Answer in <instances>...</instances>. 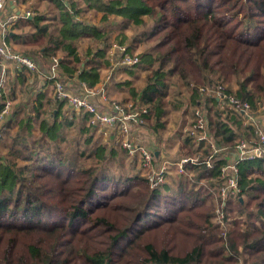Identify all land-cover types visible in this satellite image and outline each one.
I'll return each instance as SVG.
<instances>
[{
  "label": "trees",
  "instance_id": "16d2710c",
  "mask_svg": "<svg viewBox=\"0 0 264 264\" xmlns=\"http://www.w3.org/2000/svg\"><path fill=\"white\" fill-rule=\"evenodd\" d=\"M13 1L33 11L32 18L17 20L23 19L20 22L34 33L26 36L27 42L11 35L20 27L15 21L7 28L8 43L39 45L47 58L61 50L67 58L59 61V75L91 89L110 66L114 41L133 53L124 30L112 38L114 20L137 26L150 20L152 27L144 33L154 45L138 55L136 65L127 67L128 74L140 65L147 69L145 86L137 90L132 80L119 83L129 86L130 96L118 102L146 106V127L162 134L168 122L169 78L177 77L192 88L188 105L194 108L193 116L196 108L205 106L207 129L217 145L232 151L242 139L255 137V128L244 123L242 114L219 108L214 91L218 84L235 80L237 88L225 86L227 93L249 101L254 110L264 105V0ZM89 12L99 21H90ZM85 39L90 41L83 52ZM16 69L20 85L26 87L33 73ZM205 87L207 92L201 90ZM14 97L7 87L0 94V110ZM51 104L56 107L50 120L43 114ZM63 104L45 91L31 94L12 110L7 131L0 135V141L8 136L12 123L29 135L37 125L40 133V138L21 142L14 137L21 150L12 145L10 152L24 164L0 157V264H264V156L239 162L241 193L229 200L226 211L234 219L226 217L230 226L221 236L219 225L211 222L213 214L205 210L209 188V194L195 192L188 174L174 175L181 179L179 196L164 195L160 189H170L167 182L152 188L141 174L112 176L103 165L118 151L95 137L88 113L79 124L80 132L88 133V153L78 148L65 156L59 145L62 129L74 123L63 117ZM183 144L185 153L204 154L189 166L195 174L191 184L205 179L220 187L225 154H217L211 168L204 160L211 153L209 146L197 145L189 135ZM87 159L91 164L86 165ZM129 198L133 204L115 209L116 201ZM167 224L189 238L182 252L152 238Z\"/></svg>",
  "mask_w": 264,
  "mask_h": 264
},
{
  "label": "built area",
  "instance_id": "2783aa9c",
  "mask_svg": "<svg viewBox=\"0 0 264 264\" xmlns=\"http://www.w3.org/2000/svg\"><path fill=\"white\" fill-rule=\"evenodd\" d=\"M9 0H0V60L2 62H13L16 68L25 67L32 72H40V64L33 57L15 51L8 43L7 28L17 19L19 15L11 14L4 16L6 5ZM115 49L121 52V63L126 66L136 65L140 57L126 52V47L114 44ZM48 78L54 82L55 97L60 101H65L70 119L75 114L88 113L89 124L96 128L105 143L122 142V147L128 155L133 158L139 156L138 164L143 170L144 176L149 181L152 188L162 186L168 177L171 165L178 167L181 174L186 173L184 163L192 161L190 158L180 159L171 162L167 159L159 161L155 151L147 145L140 143L138 136L145 131V115L148 114L146 106H133L132 102L122 104L117 100H111L99 89L87 88L84 83L81 92H72V80L62 78L59 75V59L53 57ZM8 76L6 69H3L0 76V94L7 89ZM203 92L208 89L202 88ZM218 100L219 108L224 112H238L243 115L244 123L255 128V140L242 139L232 151L227 147H221L212 140L206 124L205 113L201 108L194 112L195 119L191 126L185 130V134L192 137L197 145L204 143L209 146L211 153L205 156V163L208 167H213L219 157L217 154H226L227 163L222 167L221 177L223 183L218 189L219 199L238 198L241 193L239 185V162L246 159H255L264 156V129L257 123L255 111L249 101L243 100L235 94L227 93L225 86L218 84L214 91ZM13 101L6 99L4 106L0 110V135L6 130L7 120L12 112ZM194 163V162H193ZM220 225V224H218ZM221 225L225 224L221 220Z\"/></svg>",
  "mask_w": 264,
  "mask_h": 264
},
{
  "label": "rangeland",
  "instance_id": "374dc122",
  "mask_svg": "<svg viewBox=\"0 0 264 264\" xmlns=\"http://www.w3.org/2000/svg\"><path fill=\"white\" fill-rule=\"evenodd\" d=\"M98 16V15H97ZM88 19L93 22H98L99 18L95 17L92 15V12L88 13ZM113 18V17H111ZM152 22L150 20L147 21L146 26H137L134 24H129V25H124L123 23H121L120 25L117 23L116 20H114L113 25H114V31L112 32V38L114 39L117 34L119 33L120 30H124L126 32V34L128 35L127 37V43L126 45L132 47V51H133V55H139L140 53L152 48V46L154 45V43L152 42H148L146 41V34L144 33L146 28H148L147 30H150L152 27ZM90 40L85 39L82 43L83 46L81 47L82 50L84 47H86L88 45ZM114 42H119V41H114ZM18 50L19 52L26 54V55H32L30 50H33V47L29 46H18ZM111 52L115 51L114 47H111L110 50ZM29 53V54H28ZM29 55V56H30ZM36 61L41 65V69L43 74L42 75H30L31 80H29L27 82V86H18L17 89L14 91L15 96L18 98V100H16V102H13V106H12V110L14 111L18 105H20L21 103L25 102L26 100H28L29 96H31V94L36 93V89L39 87H43L45 86L44 84V80H45V74H49V63L43 61L41 59H39L38 57ZM34 59V58H33ZM16 70V68L14 69ZM134 74H127V73H121L120 76L117 75L118 78V82H123L124 80H132V85L134 86L135 89L140 90L145 86V76L148 74L147 69L144 68V66L140 65L138 68H135L134 70ZM105 74H103L104 76V81L106 83L107 80H109V77L112 78V75L114 73H112L111 70H107L106 72H104ZM215 80L217 78V75H213ZM44 79V80H41ZM218 80V79H217ZM170 81V96L168 97L169 100V105L167 107V120H168V124L166 125V127L163 129L162 128V134L161 133H153L151 134L150 132H144V134H140L138 136V140L140 141V143L147 145L149 148L153 149L152 147V141H155L156 143H161L158 140V136L163 137L162 139H164V142H166L167 144V150L162 148L161 146H159L160 151H163L164 153L161 154H157L158 155V159L159 161H164L165 159L171 161V162H177L180 159H184V158H190L192 159V161L186 162L184 163L185 167H186V173L190 176V181L191 183L194 182L195 179V174L194 171L192 169H190V165L193 164V162H197L199 161V156L200 154L204 155L203 153L199 152L195 155L192 154H188V153H183V154H178L182 149H178L179 144L177 145L176 143H174L172 140L173 138L180 133L181 131H183V128L185 127V121L187 116L190 117L191 122H193L192 120L194 119L193 117V111L194 108H190L188 105V102L190 101L189 98H191V91L192 88L190 87H186L184 84V82L178 80L177 77H171L169 78ZM225 86L227 87H232L233 89L237 88V84L235 80H232L230 82H224ZM118 84L116 83V85L113 86V91L112 94H114L115 100L117 99H121L124 98L125 96H123V91H126V93H124L125 95H127L128 97L129 95V86L125 85L124 89H121L123 87H119L117 86ZM23 88L27 91L32 90V92L29 91V93H25ZM102 88V87H100ZM120 88V89H119ZM47 89H49L51 92L50 96H54L55 97V92H54V88L47 87ZM53 89V90H52ZM72 92H81L82 91V85L75 82L72 84ZM122 91V94L120 95ZM114 92V93H113ZM13 93V91H12ZM50 94V93H49ZM263 100V104H264V99ZM174 105H177L179 107H175ZM47 106V105H46ZM53 104L47 106V111H45V113L43 114V116L45 115V117L47 119L51 120V115H50V111L51 108H55L56 106L52 107ZM200 108V107H198ZM259 108V107H258ZM197 109V108H196ZM195 109V110H196ZM264 118V117H262ZM75 120V119H74ZM75 121H78L79 123L83 122V119H76ZM76 123V122H75ZM192 124V123H191ZM190 124V126H191ZM12 127V129H10V131L8 132V136H6L5 138H3L2 141H0V157H3L4 159L6 158L7 160H11L12 162L18 163L19 165L24 164L22 161L18 160L13 154H12V150L10 152V148L13 145V148H17L18 150H21V146L19 144H15L14 142V137H17L19 139V142L23 141V140H27V139H33V138H40V133H38L37 129V125H35L33 131V135H29L28 133H24L23 131H21V126H17L15 125V123H12L10 125ZM190 126H188L186 129H188ZM79 124L76 123L75 125H71L69 127H65V129L63 128L62 132L64 134V139L61 140L59 142V145L61 146V150L63 151V153L65 154V156H69L73 155V150L76 149H80V151L84 150L88 153L89 148H90V144H86L84 142V139L86 136H88V133H84V132H80V128H79ZM146 128V126H145ZM93 131L95 132L94 135L95 137H97L102 143H104L106 146H108V148H112L116 149L118 151V154L115 155V157H111L109 160H107L105 162L106 168L108 169V171L110 172V174L116 178H120L121 176H133L135 174H141L144 176L143 170L140 172L139 171V167L141 168V166H139L138 161H139V156L133 157L131 158L127 151L122 147V142L119 141V143H105V138H101L98 134H97V130L96 128L92 127ZM264 129V126H263ZM147 130V129H145ZM7 131L4 130L2 132V134H4ZM23 134V137H21ZM253 140H255V137H253ZM157 146V145H156ZM158 146H157V150ZM188 150H186L187 152ZM185 152V151H183ZM205 158V157H204ZM202 159V158H201ZM91 159H87L85 161L86 165L91 164ZM80 164H82V161H78ZM174 166V165H171ZM170 166L169 172H168V178H167V185L169 186L170 189H166L165 187H162L160 190L164 195H173V196H179L180 192L182 189L177 188L176 186L181 182V179L178 178L177 176L175 177L174 175L179 173L181 174V171L178 167L175 166V169H173ZM102 167V166H101ZM175 172V173H174ZM173 173V175H172ZM189 184V182L185 183V184H189L190 188H194L195 192L197 191H204V193L209 194L208 191L210 192V196L208 197L207 195V199L205 204V210L207 208L208 213L209 214H213L212 218H211V222L215 225H219L220 228V234L225 235L226 234V230L229 229V224L227 223L228 219L226 217H228L227 214V207L229 206V201L226 198L225 200L219 199L220 193H218V189L219 187H215L212 185V180H205V179H200L199 181H197L196 186H194L193 184ZM209 188V190H208ZM208 190V191H206ZM212 192V193H211ZM202 193H200L201 195ZM116 203L118 205H115V209L119 208V206L124 204H133V202L129 199H122V200H118L116 201ZM135 205H130V207H133ZM225 207V208H224ZM211 209V210H210ZM157 211V210H155ZM230 214V213H229ZM230 220H233L234 217H231L229 215ZM221 220L223 221V223L225 224L224 226L221 225ZM232 223V222H231ZM184 228V227H183ZM188 231H193V229H188L185 228ZM158 231H156L155 233H153L152 238H154L155 241L159 240L161 243H169V247L175 248V252H182V249L186 248L190 241L188 240L189 238L186 237V235H184L183 233H180L176 228L172 227L171 225L167 224L165 226H162L161 228L157 229Z\"/></svg>",
  "mask_w": 264,
  "mask_h": 264
},
{
  "label": "crops",
  "instance_id": "0c3cea01",
  "mask_svg": "<svg viewBox=\"0 0 264 264\" xmlns=\"http://www.w3.org/2000/svg\"><path fill=\"white\" fill-rule=\"evenodd\" d=\"M10 1H13V0H9L8 1V4H10ZM8 4L6 5V8H5V12H4V16L5 17H8V16H10L11 14H17V15H19L20 17H23V16H27V15H29L30 16V18H32V15L31 14H33V11H31V9H29V10H27V5L26 4H23V3H20V4H18V5H16L15 3H14V1H13V5H14V7L10 4L9 6H8ZM16 10H19L21 13H23V15L21 14H18L17 12H16ZM26 14V15H25ZM17 17V19L18 18H20V17ZM15 20V21H19V20ZM14 21V22H15ZM20 21H23V19L22 20H20ZM19 21V22H20ZM16 22V23H17ZM12 24H14V23H12ZM12 24H11V26H12ZM24 24V25H23ZM19 28H15L12 32H11V35H13V34H16V35H19V38H21V40H24V42H27V40H28V38L26 37L27 35H29V34H31V33H34V28L33 27H31L30 25H28V24H25V23H23V22H20V24H19ZM10 27V26H9ZM23 35V36H22ZM18 38V39H19ZM114 44H117L116 42H113L112 43V47L114 46ZM119 44V43H118ZM117 44V45H118ZM10 45L14 48V50L15 51H18V50H16V49H18V46H21V45H25V44H17V43H13V42H10ZM25 46H29V48L30 47H33V50H30V52H31V54L32 55H30L29 53V55L31 56V57H33L35 60L37 59V58H35V57H38L39 59H41L42 60V62L43 61H45L46 63L48 62L50 65H49V72H50V67H51V64H52V62H53V57H57L58 59H59V61L60 60H62V59H65V58H67V57H65V55H64V53L61 51V50H58L57 52H56V55L55 56H53V57H49V58H47V57H45L43 54H41V52L39 51L40 49H41V46H39V45H33V44H30V45H25ZM127 46V48L129 49V46L128 45H126ZM84 49H85V47L83 48V52H84ZM80 50H82V48L80 49ZM19 52V51H18ZM82 51H81V53H83ZM131 53V52H130ZM133 54V53H132ZM40 55H42V56H40ZM138 55V54H137ZM108 57H109V59H110V66L109 67H107V68H105L104 70H103V73H102V80H101V82H99L98 84H97V86H95L94 88H96V89H99V90H101V91H103L106 95H107V97L109 98V99H111V100H115V99H113V98H115V97H117V96H115L114 94H112V91H113V86L114 85H116V83L117 84H119V83H121V81L120 82H118L119 80H118V78H117V75L118 76H120V74L121 73H127L128 74V72H127V67H128V69H130L129 68V66H126V65H124V64H122L121 63V52L119 51V50H117V49H115V51L114 52H111V51H109V53H108ZM40 67H41V65H40ZM16 68V66H15V64L13 63V62H0V76H1V74H2V71H3V69H6V73H7V76H8V89H9V91L12 93V91H13V95L15 94L14 93V91L17 89V87L20 85V83H19V81H18V79H17V76H15L16 75V73H17V69L16 70H14ZM20 70H22V69H20ZM24 70V69H23ZM107 70H111L112 71V73H114L113 75H112V78H110L109 77V80H107L106 81V83H105V81H104V76H103V74H105L104 72H106ZM30 71V70H29ZM30 73H33V75H35V74H38V75H42L43 74V72H42V69H41V71L38 73V72H32V71H30ZM32 75V74H31ZM48 78V74H45V80L44 79H41V80H44V84H45V86H43V87H39V88H37L36 89V92H38V91H45V92H47V94L48 95H51V92L52 91H50L49 89H47V87H52V88H54V83L53 82H47V79ZM49 79V78H48ZM125 81V80H124ZM81 85H83L84 86V84H82L81 83ZM21 86V85H20ZM118 86V85H117ZM100 87H102V88H100ZM120 87H123V88H121V89H124V85H122V86H120ZM120 89V88H119ZM53 90V89H52ZM123 91V96H126L124 93H126V91H124V90H122ZM122 91H121V93H120V95L122 94ZM50 93V94H49ZM114 93V92H113ZM33 94H34V92H33ZM16 100H18V98L15 96L14 97V99H13V102H16ZM117 101H118V99H117ZM200 108L203 110V112L205 113L206 112V110H205V106L204 105H201L200 106ZM205 110V111H204ZM255 111V115H256V120H257V123L258 124H260L261 126H264V118H262V117H264V105H262V106H260L259 108H257L256 110H254ZM86 114H85V112L84 113H81V114H75V116H74V118L73 119H70L69 118V116H68V112H67V105H66V103H65V105L63 104V117H65L68 121H70V122H73L74 124L73 125H75L76 123H78V124H80L78 121H75L76 119H83V117L85 116ZM75 119V120H74ZM193 121V120H192ZM76 122V123H75ZM185 123V127L183 128V131H181L180 133H178L174 138H173V142L174 143H176L177 145L179 144V147H178V149H182L178 154H183V153H185L186 152V148L184 147L185 146V144H183V142H184V138H185V136H186V134H185V130H186V128L188 127V126H190V124L192 123L191 122V119H190V117L189 116H187V118H186V121L184 122ZM167 124H168V122H167ZM146 126V125H145ZM145 129H147V130H145L144 132H150L151 134H153V133H160V131H155L154 129H152V128H148V127H146ZM97 134L101 137V135L97 132ZM144 134V133H143ZM209 134H210V132H209ZM102 138V137H101ZM163 137H161V136H158V140L161 142V143H156L155 141H152V147L154 148V151L157 153V154H161V153H164L163 151H160V149H159V146H161L162 148H164V149H166L167 150V144H166V142H164V139H162ZM158 146V149L159 150H157V146ZM203 149H205V148H203ZM183 151H185V152H183ZM226 155V154H225ZM227 156V155H226ZM173 169H175V166H171ZM139 169V171L141 172L142 170H141V168L139 167L138 168ZM175 173V172H174ZM172 175H173V173H172ZM167 182V181H166ZM177 187V186H176Z\"/></svg>",
  "mask_w": 264,
  "mask_h": 264
},
{
  "label": "water",
  "instance_id": "95a60500",
  "mask_svg": "<svg viewBox=\"0 0 264 264\" xmlns=\"http://www.w3.org/2000/svg\"><path fill=\"white\" fill-rule=\"evenodd\" d=\"M10 4L14 7V5H13V1H10ZM16 12L18 13V14H22L23 15V13H21L19 10H16Z\"/></svg>",
  "mask_w": 264,
  "mask_h": 264
}]
</instances>
